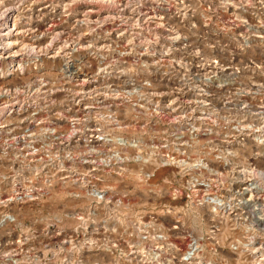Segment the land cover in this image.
Segmentation results:
<instances>
[{
	"label": "rangeland",
	"instance_id": "1",
	"mask_svg": "<svg viewBox=\"0 0 264 264\" xmlns=\"http://www.w3.org/2000/svg\"><path fill=\"white\" fill-rule=\"evenodd\" d=\"M210 211L206 264H264V0H0V249L182 257Z\"/></svg>",
	"mask_w": 264,
	"mask_h": 264
},
{
	"label": "built area",
	"instance_id": "2",
	"mask_svg": "<svg viewBox=\"0 0 264 264\" xmlns=\"http://www.w3.org/2000/svg\"><path fill=\"white\" fill-rule=\"evenodd\" d=\"M211 209L212 211H217V207H212ZM210 215L212 218L209 220L210 223L205 234L200 237H196L192 233L188 235L189 240L186 248L182 251V257L179 256L182 245L180 238H183L184 235L177 234L174 230L170 233H166L165 231L159 230L151 231L150 228H148L142 232L139 248L129 244L128 251H126L122 257L116 258L115 255L106 253L108 256L113 255L111 256L113 257L112 262L95 264H206L204 255L208 248L205 247L204 243L199 239L205 238V240H210V242L212 240H217L222 229L225 230L226 226L225 224L221 228L220 222L215 219V213L210 211ZM172 226L175 230L179 229L178 225ZM66 242L68 245L65 247V257H73L74 254L77 255L82 253V244L73 242L71 237H68ZM215 243L218 246L220 245L219 240ZM165 246H168L166 249L169 251L167 258H165L164 255L167 253L164 251ZM20 251L21 249L18 247H12L7 250L0 249V264H31V253L27 252L24 257ZM88 251L89 250H86V252ZM81 263V259L76 260V264Z\"/></svg>",
	"mask_w": 264,
	"mask_h": 264
},
{
	"label": "bare ground",
	"instance_id": "3",
	"mask_svg": "<svg viewBox=\"0 0 264 264\" xmlns=\"http://www.w3.org/2000/svg\"><path fill=\"white\" fill-rule=\"evenodd\" d=\"M5 12H6V11H5ZM1 15H2V14H1ZM8 15H9V14H8ZM3 18H4V21H3L2 25L5 26V25L8 24V21H7L8 16H5V17H3ZM6 27H9V26L7 25ZM4 39H5V38H4Z\"/></svg>",
	"mask_w": 264,
	"mask_h": 264
}]
</instances>
